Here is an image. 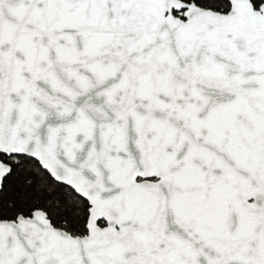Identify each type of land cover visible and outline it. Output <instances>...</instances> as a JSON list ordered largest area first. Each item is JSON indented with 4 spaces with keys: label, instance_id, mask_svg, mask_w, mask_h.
I'll return each instance as SVG.
<instances>
[{
    "label": "snow or ice",
    "instance_id": "6c2138e0",
    "mask_svg": "<svg viewBox=\"0 0 264 264\" xmlns=\"http://www.w3.org/2000/svg\"><path fill=\"white\" fill-rule=\"evenodd\" d=\"M0 264H264V0H0Z\"/></svg>",
    "mask_w": 264,
    "mask_h": 264
}]
</instances>
